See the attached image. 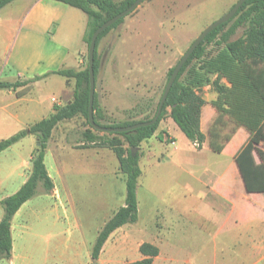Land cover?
Listing matches in <instances>:
<instances>
[{
    "label": "rangeland",
    "instance_id": "obj_1",
    "mask_svg": "<svg viewBox=\"0 0 264 264\" xmlns=\"http://www.w3.org/2000/svg\"><path fill=\"white\" fill-rule=\"evenodd\" d=\"M235 1L143 0L101 37L95 82L97 100L106 116L101 123L151 118V109L163 92L168 70L199 32L225 14ZM242 34L243 28L239 27L229 40ZM218 36L216 41L205 45L202 58L194 59L187 68L198 70L204 81L198 91L205 100L200 117L205 135L201 148L185 137L169 117L167 107L153 135L135 149L142 163L136 187L137 221L115 229L98 258L91 259L98 231L124 202L125 184L115 154L103 143V139L108 140L113 134L90 129L85 118L77 115L64 120L55 130L49 149L60 163V174L53 176V182L68 195L58 188L45 192L37 186V194L20 207L12 221V255L10 259H0V264H122L141 258L138 247L142 242L158 244L161 254L152 264H231L235 258L241 260L237 264H246L242 260L247 255L264 256V193H245L240 177L234 178L231 170L230 153L245 143L249 133L211 104L217 97V86H228L226 75L200 69L220 49ZM36 41L18 49L6 33L0 37V53L7 47L5 59L9 62L8 65L0 58V80L20 81L19 69L10 65L15 57L16 66H24L20 71L25 78L53 68L37 61L40 54L55 49L52 40ZM84 44L85 53L74 70L87 63ZM77 45L74 39L67 42L72 51ZM258 67L264 69V63L259 62ZM56 78L50 76L37 83L32 94L55 104L64 103L66 95L60 92ZM69 80L74 78L67 79L68 83ZM7 127L12 133L21 126ZM86 129L98 136L94 143L84 138ZM61 130L65 131L67 145L60 149V143L65 144ZM7 133L0 129V138L7 137ZM116 137L127 148L123 138ZM214 137L223 145L219 153L213 152L209 145ZM261 147L264 148L262 144ZM26 148L25 141L10 151V165L14 163V152L23 153ZM150 154L155 155L147 164ZM256 160L259 161L257 156ZM223 184L229 188L223 191L225 199H220L217 195ZM247 202L251 210L247 209ZM251 211L254 228L246 231L245 224L235 222V213L245 215ZM236 243L245 244L240 254L236 253ZM24 255L28 257L26 263L19 259Z\"/></svg>",
    "mask_w": 264,
    "mask_h": 264
},
{
    "label": "trees",
    "instance_id": "obj_2",
    "mask_svg": "<svg viewBox=\"0 0 264 264\" xmlns=\"http://www.w3.org/2000/svg\"><path fill=\"white\" fill-rule=\"evenodd\" d=\"M11 1L13 0H0V9ZM56 1L76 7L85 13L86 27L83 41L88 47L93 31L104 21L127 8L134 0L117 2L114 0ZM123 18L105 28L96 39L93 62L95 82L99 68L98 42L110 29L117 26ZM227 25H229L228 28L223 31ZM239 27L243 28L242 36L229 40L230 35ZM217 36L219 37L218 44L221 45L220 49L205 60L200 65V69L205 68L207 72L226 75L228 86H217V97L211 104L219 113H227L238 125L248 131L249 136L236 152L234 162L245 191L247 193H264V148L261 147V144L264 147V69L258 67L259 62L264 63V0H245L230 20L209 32L191 53L168 91L161 113L155 123L129 131L110 132V134H113L112 138L103 139V143L108 145L115 154L119 171L124 175L125 196L123 204L104 222L98 231L91 249L92 260L98 258L104 242L115 229L124 224L133 223L138 218L136 187L141 169L138 165L139 154L137 152L132 154L131 148H138L142 140L153 135L159 122L167 113V107H169V117L185 137L195 147L201 148L205 135L200 128V117L205 100L199 95L198 91L204 81L198 70L187 68L194 59L202 58L205 45L216 41ZM172 68L168 70L167 78ZM50 73L62 75L66 78H74L72 100L64 105L54 104L53 112L47 117L0 139V151L28 134L35 135L39 142L29 160L30 170L26 180L18 190L0 201L3 210L0 219V259L11 257V221L14 214L24 202L36 194L37 186H40L46 192L51 191L54 187L44 164L47 141L50 138L52 129L58 122L79 115L85 118L90 129L98 132L88 121L89 77L87 63L85 67L78 70L62 68ZM48 74L36 75L22 81L0 80V88L8 89L19 85H31L34 81ZM182 76H184L183 79ZM159 99L154 108L151 109L152 116L156 112ZM93 118L98 125L112 127L127 126L150 119L145 118L112 124L101 123V120L106 119V116L99 105L95 91L93 96ZM90 129H86L83 136L87 141L94 143L98 136L92 133ZM116 136L123 138L127 148L123 147V142ZM209 145L212 151L217 153L223 148L222 143L217 141L215 137L210 140ZM255 155L259 161H256ZM138 250L142 255L140 259L122 264H152L153 258L159 253L158 247L150 242H142Z\"/></svg>",
    "mask_w": 264,
    "mask_h": 264
},
{
    "label": "crops",
    "instance_id": "obj_3",
    "mask_svg": "<svg viewBox=\"0 0 264 264\" xmlns=\"http://www.w3.org/2000/svg\"><path fill=\"white\" fill-rule=\"evenodd\" d=\"M85 27H86V15L84 12H82L80 9L76 7H72L68 4L56 0H13L0 9V37L5 36L6 33L7 36H9V38L13 40V46L15 48L18 47L19 49L21 46L28 44L32 40H37L38 42H44L45 40H50V41L52 40L55 46V49L50 50V52L46 54H40L37 59L38 62L43 61L44 64H46L47 66L50 65L51 66L50 68L53 67L52 69H49L39 74V75H43L49 73L48 75L44 76L43 78L37 81H34L31 85H19L15 88H8V89L0 88V129L4 128V131L8 132L7 133L9 134L8 136L12 135L13 133L21 129L27 128L28 126L38 122L42 118L47 117L50 113L53 112V105L55 103H52L51 101L48 102L46 98L41 99L40 95L32 94L36 88L37 83L41 81H46L50 76H56L58 77L56 78L57 79L56 81H58L61 85V88L59 89L60 92L66 95L64 97L65 99L64 103L58 101L56 102V104L64 105L65 103H68L72 100L73 90H74V80L72 81L69 80L70 81L69 83H71V86H69L67 79L70 78H66L62 75L53 74L50 72L62 68L73 69L78 65V62L81 61V57L85 53V44L83 41V34ZM69 39H74L78 44L77 49H75L74 51L70 50L67 46V42ZM6 49L7 47L4 48V52L0 53V58H3V61L4 62L6 61V64L8 63L9 65L7 58L5 59ZM8 56L9 59L11 57L10 53ZM16 62L17 61L15 57V60L13 62H11L10 60L11 63L10 65L12 67L14 66L15 68L19 69L17 71L18 72L17 76L18 78H20V81L28 79L25 78L23 75H21L20 70H22L24 66H21V64H18L16 66ZM8 65H7V70L9 71L10 67ZM60 99L63 98L60 97ZM63 121L64 120L58 122L57 125L52 129L50 138L47 141L46 151L44 155V164L47 173L51 177L52 181L54 175L59 176L60 174L59 172L60 163L57 162L52 157L49 149L53 141V133L61 125V123H63ZM10 125L13 126L16 125L21 127L17 131L15 132L13 131L12 133H10V127H7ZM173 125L174 124L171 121V127H173ZM61 131H62L61 134H63L62 141H64L65 144L60 143L59 145L60 149L67 145L65 139L66 138L65 131L64 130ZM25 141L27 143V148L23 153L14 152V161H13L14 163L10 165V151L13 150L14 147L21 145ZM36 142H37L36 136L33 134H28L20 138L18 141H16L8 148L0 151V201L4 197L18 190L21 184L26 180L30 170L29 160L31 158L33 150L37 146ZM237 148L238 146L234 148L230 153L233 159L231 170H233L232 175L234 176V178H238V176L240 177L239 171L234 162L235 154L238 151ZM154 155L150 154L147 156L146 158L147 164L149 163L151 156ZM255 159H256V155H255ZM141 164L142 163L139 159L138 160L139 167ZM10 175H13L11 180H10ZM240 181L243 191L247 193L244 189L241 177H240ZM53 184H54L53 189L58 188L62 193H64L65 196L68 195L64 192L62 188H60L58 185H55L54 182ZM225 187L229 188L228 185L223 184L219 188L218 191L219 195H217L216 193H214V195H217L220 199L221 198L225 199L224 197L225 194H223ZM36 194H37V190H36ZM26 202H24L22 205H24ZM248 202L250 203L249 200ZM235 204H231V205H235ZM247 209L248 210L252 209L249 207V204ZM16 213L14 214L12 221ZM2 214H3V210L0 205V219L2 217ZM235 215H236L235 222L238 223L239 221V223L245 224L247 226L246 231H248V229H250L251 227L254 228V225L252 224V220H253L252 211L250 214L248 212L245 215L236 212ZM247 240L245 243H247ZM154 245L158 247V244H154ZM236 246H237L236 253L240 254V252H243L244 249L243 246H245V244L239 246V244L236 243ZM12 251H13V245H12ZM22 252L25 254V252L27 251L24 249ZM159 254H161L160 250L157 256H159ZM156 257H154L153 259H155ZM243 258L244 260L242 261H246V264H264V256L261 257L258 255H247ZM19 259L21 260L19 261L22 263H26V261H28V257L25 255L21 256ZM240 261L241 260L235 258V261H232V263L236 262L237 264V262Z\"/></svg>",
    "mask_w": 264,
    "mask_h": 264
},
{
    "label": "water",
    "instance_id": "obj_4",
    "mask_svg": "<svg viewBox=\"0 0 264 264\" xmlns=\"http://www.w3.org/2000/svg\"><path fill=\"white\" fill-rule=\"evenodd\" d=\"M143 0H134L127 8L120 11L116 15L112 16L108 20L104 21L102 24H100L91 34L90 42L87 47V69H88V77H89V92H88V121L89 124L97 131L102 132H123V131H129L136 129L141 126H147L155 123L161 113L163 103L166 99L167 93L170 90L174 80L176 79L181 67L186 62V60L189 58L191 53L196 49V47L204 40L206 35L211 32L214 28L219 26L220 24H223L230 20L234 14L237 12L241 4L245 0H236L233 6L222 16L217 18L216 20L209 23L207 26H205L199 34L195 37V39L191 42V44L187 47V49L184 51L182 56L179 58V60L176 62V64L173 66L172 71L166 81L165 87L163 89V92L161 94V97L159 99V103L156 109L155 114L149 119L145 121L136 122L134 124H130L127 126H119V127H112V126H101L98 125L93 118V96L95 91V77H94V70H93V62H94V50L96 45V39L100 32H102L105 28L109 27L113 23H115L120 18L125 17L127 14L132 12L136 7L140 5V3ZM36 144L38 145L39 142L37 140ZM135 149L137 147L131 148V153L135 154Z\"/></svg>",
    "mask_w": 264,
    "mask_h": 264
}]
</instances>
